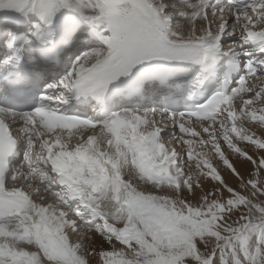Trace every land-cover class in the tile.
Listing matches in <instances>:
<instances>
[{"label": "snow or ice", "instance_id": "obj_1", "mask_svg": "<svg viewBox=\"0 0 264 264\" xmlns=\"http://www.w3.org/2000/svg\"><path fill=\"white\" fill-rule=\"evenodd\" d=\"M0 264H264V0H0Z\"/></svg>", "mask_w": 264, "mask_h": 264}]
</instances>
